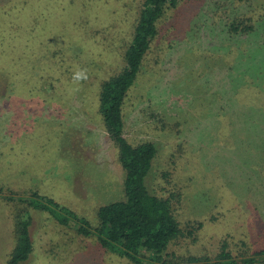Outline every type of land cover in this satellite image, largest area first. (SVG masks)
Wrapping results in <instances>:
<instances>
[{
  "label": "rangeland",
  "instance_id": "obj_1",
  "mask_svg": "<svg viewBox=\"0 0 264 264\" xmlns=\"http://www.w3.org/2000/svg\"><path fill=\"white\" fill-rule=\"evenodd\" d=\"M140 5L0 0L4 192H38L94 226L100 207L124 200V172L98 95L124 66ZM234 23L253 30L233 33ZM81 70L87 79L74 80ZM123 117L131 144L158 146L148 189L170 200L184 231L204 224L197 240L170 246L175 264L214 254L228 237L232 247L264 249V0H179L158 24ZM24 206L33 251L22 264H131L78 235L76 224L5 201L0 264H8Z\"/></svg>",
  "mask_w": 264,
  "mask_h": 264
},
{
  "label": "trees",
  "instance_id": "obj_2",
  "mask_svg": "<svg viewBox=\"0 0 264 264\" xmlns=\"http://www.w3.org/2000/svg\"><path fill=\"white\" fill-rule=\"evenodd\" d=\"M140 2L132 38L123 53L124 66L117 75L102 81L98 95L104 129L118 149V162L124 172V200L100 207L95 226L80 218L73 210L38 192L23 198L9 190L4 192L0 189V201L9 204L17 202L35 210H43L64 227L76 224L78 235L95 238L101 248L131 264H175L173 261L177 256L170 253V246L182 238L192 237L197 240L204 224L198 222L195 227L192 226V230L184 231L176 220L170 200L160 198L148 189L146 178L153 168L158 146L152 141L133 145L125 138L123 109L128 93L157 37L160 20L168 10L177 7L179 0ZM230 30L233 33H250L253 27L234 23L230 25ZM247 191L251 193L249 187L245 193ZM21 209L15 216L16 244L8 264L25 263L33 251L29 234L31 219L27 214H21V211L28 208L24 206ZM227 239L220 241L214 254L188 255L181 257L176 264H264V249L252 252L243 247L239 249L237 245L232 247L233 243ZM241 244L246 246L244 242ZM232 248H237L236 255H232Z\"/></svg>",
  "mask_w": 264,
  "mask_h": 264
},
{
  "label": "clouds",
  "instance_id": "obj_3",
  "mask_svg": "<svg viewBox=\"0 0 264 264\" xmlns=\"http://www.w3.org/2000/svg\"><path fill=\"white\" fill-rule=\"evenodd\" d=\"M74 80H77V81H82V80H85L87 79V74L86 72H84L83 70L81 71H78L74 74Z\"/></svg>",
  "mask_w": 264,
  "mask_h": 264
}]
</instances>
